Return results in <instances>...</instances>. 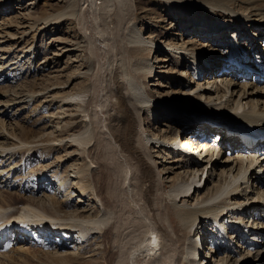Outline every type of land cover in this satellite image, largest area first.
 <instances>
[{
  "label": "bare ground",
  "instance_id": "bare-ground-1",
  "mask_svg": "<svg viewBox=\"0 0 264 264\" xmlns=\"http://www.w3.org/2000/svg\"><path fill=\"white\" fill-rule=\"evenodd\" d=\"M110 1L102 0L100 5L105 10L102 24L104 23L107 29H101L97 25V27L99 26L97 28L99 36L104 41H110L108 48L102 55L98 56L95 49L93 50L91 47L92 39L88 44L87 40L78 33H75V36L57 38L60 43L67 45L64 48L65 51H60V57L57 58V61H61L65 54L77 67L73 70V68H63L59 65L60 68L57 70L59 71V96H55L54 99L59 97L60 114L64 116L61 121L63 136L57 137V140L70 139V142L62 146L65 147V151H68L69 148L65 146L66 144H70V148H73L67 154L72 155L77 151L85 153L84 145H88L95 131L92 127H88L90 124L87 123L86 119L92 117L96 123L99 120V117H95L94 114L89 117L90 106L91 103L95 104L96 100H99L100 92L105 91L108 96L107 99H110L111 102L109 103L110 106L106 107L108 132L126 156L125 163L132 162L135 165L141 197L153 218L156 219L155 228L151 230L155 232H148L149 235L145 236L144 241V245L149 246V248L147 247L148 254L152 253L149 264H206V259L204 263L198 260L201 248L204 247V241L202 239L200 242L196 241L193 235L196 230L201 231L204 224L207 223L210 225L208 224L207 230L205 227V231L216 233L218 238H215L214 235L211 236L210 243H213V246L211 245L210 249L212 250L206 251L207 255L204 258L210 256L211 259L217 257V254L220 256L219 253L222 251L220 259H223V262L227 264L228 259L232 258L236 252L229 250L228 245L223 249L224 240L226 243L233 241L240 244L239 246L246 245L247 256L249 257L253 249L264 242V189L262 190L264 180L259 176L264 170V153L257 150L258 146H262L261 149L264 147V107L259 106L260 100L264 103V90L262 91L258 87L259 81L264 80V49H262L257 38L259 31L261 33L264 31V0H164L169 5V9L167 7L164 11H168L173 17H176L173 10L175 3H179L180 8L183 7V12H189L191 17L197 16V11L201 8L219 9L216 14L220 16L214 20L207 19L204 14H200L199 19L192 22L197 24L205 21L209 24L200 30L201 35L205 37L208 34L213 38L224 35L230 38L231 36L230 40L229 38L226 39L229 40L227 51L220 49L221 55L224 57V59L221 58L223 62H215L214 65L212 63L210 65L205 60L199 61L201 48L198 50L192 45V42L179 44L168 41L160 37L155 31L145 37L142 29V21L145 19H134V13L132 15L126 14L130 8H128L129 6L126 8L127 5H124V0H115L119 9L113 14L110 13L108 9ZM142 1L135 0V8L138 9V4ZM151 1L158 4L159 0ZM78 4L79 0H63L62 3L54 4V16L45 17L44 26L54 21L57 23V27L61 29L64 22L70 21L71 17L79 14ZM240 8L242 9L239 10ZM148 10L144 11V16L157 27L158 23L150 16L153 11L154 13L157 12L152 8ZM106 15L110 16L111 19L107 20ZM233 15L241 18L242 24H248L247 30L242 32L241 23H234L236 20L232 17ZM182 18L179 15L177 17L179 20ZM75 24L70 23L69 28L75 27ZM186 25L184 24L185 27ZM190 25L188 30L194 29L193 24L190 23ZM185 27L183 28L185 29ZM227 30H230V34L227 33ZM232 31L234 33H231ZM263 35L264 33L261 34V37ZM242 39L243 42H241ZM159 45L164 49L163 52H168V55H158L157 63L164 62L165 64L162 66L157 64L153 67L151 58L157 52L156 47ZM72 51L75 55L72 54ZM30 54H33V51L28 53V55ZM31 58V56L27 57V63H30ZM171 59L173 62L174 60L178 62L174 66L176 68L180 67L182 62L188 63L189 69L191 67L195 76L200 74L203 79L207 77L205 82L208 83V86L198 85L199 93L195 95L172 89L166 96H157L146 84L148 79H158L157 76L162 77L165 73L175 76V73L166 68L167 61ZM100 60H106L108 65L110 64V67H107L109 69L106 75H103L106 78L103 85L99 83L102 76H97L96 79L91 80V71L96 67V64L100 63ZM192 62L194 63L192 64ZM219 64L220 67L223 65L224 68H218L217 65ZM159 65L162 69L157 71ZM32 67L31 64L30 68L32 69ZM240 67L242 69H239ZM67 71L71 72L70 75L66 74ZM181 71L182 74L183 72L187 74L186 71L188 70L183 68ZM78 74H82V76H78ZM233 76L236 78L237 76L243 77L242 85L236 81V78H232ZM250 78H254L252 83L254 87L249 84ZM74 82L75 84H73ZM152 84L155 85L156 83L153 82ZM248 98L251 99L246 103ZM32 99L33 96H30L27 103L30 104ZM20 100L14 98L10 101L17 106L18 103H21ZM106 103L103 104V107L107 105ZM161 120L168 123L167 133H155L153 138L148 137L145 134V125L149 123L154 125ZM200 128L208 130L206 133L209 134V139L206 146L213 147V150L210 152V156L202 162H194L195 160L184 154L186 150L178 147L177 143L189 141ZM156 135H160V138L158 139ZM245 135H250L249 139L254 142V148L248 149V145L244 143ZM221 137L223 140L219 144ZM18 139L20 140L19 144L28 142L26 138L19 137ZM73 141L77 144L75 145ZM152 143H156L154 146L160 151L172 153L173 157L176 158L175 162L180 164L177 168L183 170L176 173L171 179L170 190L167 196L164 194L165 197L161 199L162 203L169 200L164 205L167 212L164 213L165 215L161 212H152L154 203H156V192L159 193L163 187L160 174L156 172L155 165L152 164L153 156L149 149L150 146L152 147L150 145ZM223 143L224 145H222ZM15 144L18 142H11V145ZM9 146L10 144L0 143V153L10 149ZM105 146L106 153L113 152L109 141L106 142ZM162 146L163 148H161ZM32 148L31 146L28 149ZM48 148L47 151L49 152L50 148L53 147L48 146ZM179 149H182L181 152ZM234 149L238 150V155L236 158H232L233 161L235 160V163L232 164L230 153ZM225 154H228L227 158H223ZM62 157L63 155H58V158ZM80 157L81 162L74 171L76 173L74 179L68 178L66 171L61 172L60 170L56 171L54 180L52 179L55 181L56 187L58 186V193L56 194H60L59 201L55 203L56 206L48 203L49 200H45L47 197L43 200L36 198V191L27 197L17 195L13 199L14 201L9 202V204L6 202L8 200L3 198L9 208L13 205L15 209L10 210V212L3 211L5 204L0 203V210H2L0 211V235L10 232L12 226L13 235L14 231L20 234L18 241L21 246H19L20 250L18 249L19 253H17L21 260L17 259L16 261L23 264L128 263V261H124V238L129 236L126 230L129 227H134L136 219L132 220L128 217L126 219L125 216L122 218L117 215L118 213L114 211L112 205L113 202L103 197L102 209L89 211L88 209H81V206L77 205L74 211H66L67 216L57 215L60 209L68 210L76 202L73 199L74 191H69V184L74 180L77 183V196L80 198L78 204L81 203V198L93 194L98 196L101 192L102 186H99L97 182L104 183V176L100 182L91 179V176L88 175L90 163L87 162L85 156L80 155ZM219 168L221 169V180L212 191L199 195L207 183L212 181L211 178ZM167 169L166 174H170L173 166ZM123 170V165L115 163L114 172L117 179ZM107 174L110 175L109 172ZM205 175L207 180L203 182ZM47 176H49L48 173H45L42 176L37 175V178L45 177L43 180L45 181L48 179ZM242 185H245L244 188ZM252 185L256 186V191H250ZM41 189L43 190V187ZM116 189L120 191L118 181H111L107 196L112 198L113 195L114 197L113 190ZM19 193L22 194V190ZM249 194H252V197L247 200ZM16 204L19 206L17 210ZM251 209L254 210L252 214L258 213V217L252 219L251 223L253 224L249 228L244 225L245 219L243 218ZM261 214H263L262 217ZM223 218H226V222L221 224ZM258 219L263 220H260L261 229L259 226H255L256 223L259 224ZM111 220H114V223L108 225ZM120 221H122L121 225ZM159 221H167L169 229L171 228V234ZM251 232L253 235H259L256 242L253 241L255 236L252 235V237ZM162 235L170 244L164 254L165 261L160 260L157 246L152 245V242L162 238ZM219 237L222 239L221 241H219ZM33 241L36 243L44 242L45 246L48 245L47 251L43 252L41 249L30 248L28 245L31 242L34 243ZM217 243H221L220 246ZM254 243L255 246L251 247ZM51 247L54 250L51 251ZM113 248H116L117 251H114ZM255 252L260 254L258 253L259 249H256ZM208 263H212V261Z\"/></svg>",
  "mask_w": 264,
  "mask_h": 264
},
{
  "label": "rangeland",
  "instance_id": "rangeland-1",
  "mask_svg": "<svg viewBox=\"0 0 264 264\" xmlns=\"http://www.w3.org/2000/svg\"><path fill=\"white\" fill-rule=\"evenodd\" d=\"M101 1L102 0H79V4L77 6L79 14L75 17H71L70 21L64 22V25L61 27V29H59V27H57L56 25L57 23H55L54 21L50 22V24L46 26H44L43 23L45 17L54 16V4L62 3L63 0H0V143L5 145L10 144V149H6V151L2 153L4 155L0 153V203L5 204V208L2 209L3 211L10 212V210H13L15 208L13 207V205L11 208H9V206L6 205V202L7 204H9V202L11 203L14 201L13 199L17 195L27 197L28 195L30 196L32 192L36 191V198H40L41 200H43L45 197H47L45 198V200H49V202L47 201L48 203L56 206L55 203H57L60 198V194H56L58 193V186L56 187L54 183L55 181H53L56 171H66L67 177L74 179L76 176V173L74 171H76L77 166L81 162L80 155H83L85 156L87 162L90 163V170L88 175L91 176V179L93 178L95 182H97V180H99L100 182L103 176L105 178L104 183L101 184V182H97L99 186H102L101 192L98 196H95V194H93L91 196L81 198V203L78 204L80 198L77 196V183L75 182V180L72 183L70 182L71 184L68 183L69 191H74L73 199H75L76 202L73 205L74 207L72 206V208L68 210L60 209L57 212V215L60 214L62 216H67L66 211H74L77 205H80L81 209L84 208L88 209L89 211L98 208L102 209L104 201L103 197H105L109 201L113 202L112 205L114 207V211L118 213L117 215L121 216L122 218L125 216L124 218L126 219L127 217L132 220L136 219V223H134L133 225L134 227H129L126 230L129 236L125 237V243L123 242V245L125 246H123L125 257L123 255L122 257H124V261H128V263L126 262L127 264H149L151 262L150 260L152 257V253L148 254L147 247L149 248V246L144 245V241L145 236L148 234V232L155 228L156 219L153 218V215L148 210L147 206H145V202L141 197L140 190L138 189V172L136 171L135 165H133L132 162H129L128 164L125 163L126 156L123 154V152H121L117 144L114 142L111 134H109L108 132V113L106 107H109V103L111 102L110 99H107L108 96L107 94H105V91L100 92V94L98 95L99 100H96L95 104L91 103L90 106L91 110L89 112V117H91V115L93 116L94 114L95 117H99H97L99 120L96 123L92 117L86 119L87 123L89 122L90 124H88V127H92V129L95 131L93 133L94 136L90 138L88 145H84V148L86 150L85 153L83 152V154L77 151L72 155L67 154V152H69L73 148H70V144H66L65 146L69 148L68 151H65V147L62 146L65 143L70 142V139H63V141L57 140V137L61 138L63 136V133L61 132V121L64 117L60 114L59 97L54 99L55 96H59V71L57 70L60 68V66L63 68L70 67L73 68V70L77 69V67L73 65V61H70L69 57L65 54L61 61H57V58L60 57L59 53L63 52V50L65 51L64 48H66L65 46H67L65 45V43H60L57 38L75 36V33H78L80 36L82 35L85 40H87L88 44H90V39H92L93 46L91 45V47H93V50L95 49V52L96 54H98V56L102 55L108 48V44H110V41H104L99 36V32L97 29L99 26L101 29H107V26L104 23L102 24V18L105 14V10L103 6H100ZM134 1L135 0H124V5H127L126 8L128 6V8H130L129 10H127L128 13L126 11V14L132 15L134 13V19H145L142 21V29L145 37L149 36L151 32L155 31V33H157L160 37L164 38L165 40L167 39L168 41L178 42L179 44H188L192 42V45H194V47H197L198 50L199 48H201L199 61L203 62L205 60V62H209L210 65H214L215 62L218 61L220 63L223 62L222 59H224V57L221 55V50L227 51L231 36L230 38L229 36L225 37V35L218 38H213L208 34L205 37L201 35L202 33L200 30H202L206 26H209V24H207L205 21L197 24L192 23L193 20L197 21V19H199L198 16H200V14H204L206 18L210 20L216 19L218 16H220L216 14L217 12H219L218 8L213 10L209 8L198 9L197 16L195 15L191 17V14L189 12H183V7L180 8L179 3H175L173 5V10L176 13L174 14L176 15V17H173L169 14L168 11H164L167 7L169 9V5L164 0H157L158 4L151 0H143L138 4V9L135 8L136 6L134 5ZM108 5H110L108 8L109 12L112 14L117 12V10L119 9V5L115 0H111ZM149 8H152L157 12L154 13L153 11L152 14H150V16L158 23L157 27L149 22L147 20L148 18L144 16V11H149ZM241 9L242 8H240L239 10ZM178 15L181 18L183 17L184 19H177ZM107 17V20L111 19L110 16ZM232 17L236 20V22L234 23H241V26L243 27L242 32L244 30H247V23L245 25L242 24L241 18L235 15H233ZM171 22L173 23L171 24ZM70 23H76L75 27L72 26L73 28H69ZM190 23L193 24L194 29L192 30H188V28H190L189 26H191ZM184 24H187L186 27L184 26ZM97 25L99 26L97 27ZM38 27L40 28L38 29ZM94 27H96V29H94ZM183 27H185V29ZM231 27L234 26L231 25ZM229 32L230 30H227L228 34H230ZM231 33L234 32L232 31ZM262 33H264V31ZM262 33L261 31H259L257 38L260 41L262 49H264V35L261 37ZM223 37H225V39H223ZM228 38L229 40H226ZM243 41L244 40L242 39L241 42ZM246 41H249V39H246ZM29 48L30 50H28ZM24 50L25 52H23ZM156 50L157 52H155L151 58L153 67L157 64H160L161 66L162 64H165L164 62L157 63L158 55H168V52H163L164 49H162L160 45L156 47ZM32 51L33 54L28 55V53ZM72 54L75 55L73 51ZM29 56H31L32 58L30 60V63H27V57ZM58 62L59 64L57 65ZM193 63L194 62H192V64ZM31 64L33 65L32 69L30 68ZM177 64L178 62H176L175 60L173 62L172 59L167 61L166 68L170 69V72L175 73V76L165 73V75L162 77L157 76L158 79H148L146 85L151 87V89L157 96H166V94L172 89H176L178 91H181L182 93L187 92L190 93V95H195L199 93V90H197L198 85L203 84L205 86H208V83L205 82V79H207V77L203 79L200 74L199 76H195L194 71L191 69V67L189 69L188 63L186 64V62H182L180 67H174ZM109 65L106 60H100V63L96 64V67L94 66L95 68L93 69V71H91V80L93 81L97 76H102L101 78L103 80L101 79L99 83H102V85L105 84L106 78L103 77V75H106L109 69L107 67ZM160 65L157 68V71H160V69H162L160 68ZM217 67L224 68L223 65H221L220 67V64L217 65ZM183 68L185 70H188L186 71L188 75L184 74V72L182 74L181 70H183ZM239 69L242 68L240 67ZM67 72L68 73L66 74L70 75L71 72ZM78 76H82V74H78ZM232 78L236 77L233 76ZM242 80H244L243 77L237 76L236 81L241 85ZM249 81L251 87H254V85L252 84L254 82V78ZM153 82H155L156 84L153 85ZM73 84H75V82ZM256 84L255 86L257 87ZM258 87L259 89L261 88L260 90H264V80L259 81ZM30 96H33V99L29 104L27 103V100ZM14 98L18 100L21 99V103H18L17 106L13 104L10 100ZM249 99L251 98H248V100H246V103H248ZM103 102H107V105L104 107ZM259 102V106L263 108V101L260 100ZM167 128V121L162 122L161 120L159 123L154 125H151L150 123L146 124L144 130L145 134L148 137L153 138L155 133L166 134ZM19 137L24 139L26 138L28 142H25V144H19ZM156 137L159 139L160 135H156ZM46 139L49 140L47 141ZM222 140L223 137L220 138V143ZM13 141L18 142V144H15L16 146L11 145V142ZM108 141L113 150L112 153H106L105 144ZM73 143L75 144L74 141ZM224 143L222 145H224ZM150 145H152V147H149L150 153L153 156L152 164L155 165L156 172L160 174V178L162 180L161 182L163 184V187L161 188V190H159V193L156 192L157 198L156 203H154L152 212H161L163 213V215H165L164 213L167 212L164 208V205H166V202L169 200L162 203L161 199L165 197L163 196L164 194L167 196V193L170 190L172 181L171 179L176 175V173H180V171L182 172L183 170L177 168L180 164L175 162L176 158L173 157L172 153L160 151L154 146L156 145V143H152ZM31 146L33 148L28 149ZM48 146L53 147L50 148L49 152L47 151L49 149ZM161 148H163V146ZM237 152L238 150L234 149V151L230 153L231 159H234V157L236 158V156L238 155ZM58 155H63V157L58 158ZM227 156L228 154H225L223 158H227ZM233 159L232 164L235 163V160L233 161ZM115 163L123 165L124 169L118 179L114 172ZM170 166H173L172 172H170V174H166V171L168 170L167 168ZM220 171L221 169L219 168L214 173L213 177L211 178L212 181L207 183L206 187L201 190L199 195H204L212 191L214 186L221 180ZM107 172L110 173L109 176ZM45 173H48L49 175L47 176V180L43 181L45 177H42V179L41 177L37 178V175L42 176ZM263 173L264 170L259 174V176L262 177V180H264ZM167 176L169 177L167 178ZM116 180L118 181L120 191H117V189L113 190L114 197L112 195V198H110L109 196H107L108 186L111 181ZM203 180V182L207 180L206 175L203 177ZM259 185L261 186V184ZM244 186L245 185H242V188H244ZM42 187L43 190L41 189ZM250 187V191H256L255 185H252ZM263 189L264 187L262 188V190ZM21 190L23 192L22 194L19 193ZM251 197L252 194H249L247 200H250ZM3 198L8 201H3ZM18 208L19 206L18 204H16V210ZM253 211L254 210L252 209L251 211L249 210L247 212V215L245 214V217L243 218L245 219L244 225H247L249 228L250 225L253 224L251 223L252 219H254V217H258V213L252 214ZM262 216L263 214H261V217ZM258 220L259 224L256 223L255 226H259V229H261L260 222L263 220ZM225 222L226 218H223L221 224H224ZM112 223H114V220H111L108 225H112ZM121 223L122 221H120V225ZM159 223L163 225V227L166 228L171 234V228L169 229L167 221H159ZM208 224L209 223L204 224V228L201 231L196 230L193 235L196 241L200 242L201 239L204 241V243L202 242L204 244V247L201 248L202 250L198 260L204 263L206 259V264H225L223 262V259H220L222 251L221 253H219L220 256L217 254V257L211 258L212 260L210 259V256L204 258L205 255H207L206 251L212 250L210 249L211 245L213 246V243H210L211 236L213 237L214 235L215 238H218V235H216V233L205 231V227L207 230ZM12 232L13 226L11 227V231L9 233ZM250 235H253L252 232L250 233ZM9 236H11V234H9ZM253 236H255L253 241L256 242L259 235ZM4 237L6 238L7 235H4ZM19 237L20 234L17 231H14L13 237L9 238L10 241L14 240L12 245L10 244L8 246L1 247L0 264H23L16 261L17 259H20V256H18V249L20 250L19 246H21V243L18 241ZM157 240L159 258L160 260L165 261L166 257L164 254L166 253V249L169 248L170 244H168L166 238H164L163 235L162 238H159ZM221 240L222 239L219 237V241ZM111 241H113V239H111ZM224 242L225 243L222 244L223 249L226 248V245H228L229 250L231 249L236 252L232 258L228 259L227 264H264V242L253 249L249 257L247 256L248 252L246 245L239 246L240 244L233 241H228L226 243V241L224 240ZM220 244L217 243V245L219 246ZM28 246H30V248L32 249H41V251L43 252L47 251L45 244L41 242L38 244L31 242ZM252 246H255V243L252 244L251 247ZM256 249H259V255L255 252ZM50 250L52 251L54 250V248L51 247ZM113 250L117 251L116 248H113ZM210 261H212V263H208Z\"/></svg>",
  "mask_w": 264,
  "mask_h": 264
},
{
  "label": "water",
  "instance_id": "water-1",
  "mask_svg": "<svg viewBox=\"0 0 264 264\" xmlns=\"http://www.w3.org/2000/svg\"><path fill=\"white\" fill-rule=\"evenodd\" d=\"M152 245H154L155 247L158 246L157 241H155Z\"/></svg>",
  "mask_w": 264,
  "mask_h": 264
}]
</instances>
